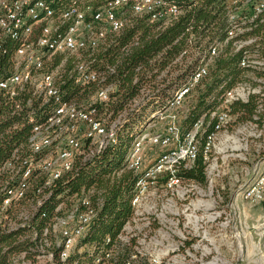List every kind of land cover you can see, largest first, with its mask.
<instances>
[{"label": "trees", "instance_id": "obj_1", "mask_svg": "<svg viewBox=\"0 0 264 264\" xmlns=\"http://www.w3.org/2000/svg\"><path fill=\"white\" fill-rule=\"evenodd\" d=\"M108 1L84 0L83 6L96 9ZM161 1L174 5L179 15L168 21L151 22L148 15H133L128 11L124 17V28L117 34H108L96 53L95 68L99 71L113 68L114 72L106 76V84L115 85L107 102L93 104L97 114L109 115L112 122L127 112L126 120L120 124L116 142L90 161L84 163L76 159L73 170L42 193L37 191L44 178L31 179L25 197L4 209L2 188L9 180V174L3 167L14 151L26 154L33 126L28 122V115H34L41 122L52 107L41 98L31 99L27 85L13 99L0 90V264H12L20 253H26V257L30 258V250L37 247L45 230L50 238L47 254H53L49 264H153L148 257L137 254L134 237L129 244H122L119 240L124 227L134 215L131 201L136 175L126 169L125 158L134 136L141 131L138 129L144 123V112L151 110L150 115L154 117L157 108L164 110L167 107L174 91L189 80L200 63L207 62L210 45L219 44L218 54L208 64L207 76L186 96L193 92L190 97L192 102L178 122L180 134L184 135L203 117V129L197 136L199 145L196 158L188 167L181 165L177 176L180 180L206 187L208 158L204 155V146L206 137L214 130L215 119L210 117L213 111L228 110L232 118L231 129L254 122L264 136V67L254 69L240 66L244 53L257 54L259 59L264 60V10L258 14L255 11L260 0L235 5L237 23L242 33L230 40H227V15L233 0ZM248 39L255 41L235 50V40ZM13 49L14 45L9 44V51L0 55V80L10 77L13 72ZM188 58L191 61L186 63ZM175 72L179 74L174 75ZM257 80H262V83ZM61 81L63 83L59 86L65 100L89 103L95 94L94 85L82 87L66 76ZM241 82H249L252 87L259 86L260 92L251 94L247 102L236 101L227 107L222 105L224 93ZM142 88L149 91L147 102L128 112L141 96ZM16 102L18 109H15ZM15 165L17 167L19 164ZM166 179L163 175L161 181L165 182ZM84 196H88L95 206V215L84 236L77 240L67 258L61 261L62 247L56 245L60 234L58 231L54 233L52 226L58 217L64 216ZM29 201L36 202L37 208L31 213L28 223L10 228L9 223L19 217L21 208ZM31 233L36 234L34 240L22 238ZM107 253L111 255L106 257ZM132 254L137 256L129 261Z\"/></svg>", "mask_w": 264, "mask_h": 264}, {"label": "built area", "instance_id": "obj_2", "mask_svg": "<svg viewBox=\"0 0 264 264\" xmlns=\"http://www.w3.org/2000/svg\"><path fill=\"white\" fill-rule=\"evenodd\" d=\"M249 1H232L227 15V40L234 39L242 33L241 26L237 23L235 5ZM262 10H264V0H260L257 5L256 14ZM128 11L133 15H148L151 22L168 21L179 15L174 5H168L161 0H110L96 9L83 6L81 0H0V55L9 51V44L14 45L13 72L10 77L0 80V90H3L9 99H13L24 91L27 85L31 99L41 98L44 103L49 102L52 107L51 112L41 122H38L34 115H28V122L33 126L27 141L26 154L22 155L18 150L14 151L11 159L3 167L9 174V180L2 188L4 193L2 209L25 197L31 179L44 178L41 188L37 191L42 193L55 181L70 173L76 159L84 163L90 161L116 142L120 125L117 127L115 122L107 123L97 114L93 105L96 102L105 103L109 100V93L114 91L115 85L106 84V76L113 73L114 69L108 67L106 71L97 70L94 52H97L108 34H117L124 28L126 21L124 17ZM254 41L255 39L235 40L233 46L235 50H239ZM218 49L219 44L208 47L207 62L200 63L189 80L174 91L164 111H174L181 107L186 96L207 76L208 64L217 56ZM64 54L79 57L73 65L69 63L65 66L70 68L68 71L58 72L59 63L55 64L54 61H51L50 66L45 65L46 56L55 58ZM240 66L257 69L264 67V60L259 59L257 54L244 53ZM64 76L73 79L82 87L89 85L96 87L89 103L80 105L73 100L63 98L59 84L63 83L61 80ZM257 81L262 83V80ZM259 92V86L252 87L249 82L238 83L224 93L222 105L227 107L236 101L247 102L251 94ZM148 93L147 89L142 88L141 96L134 101L131 108L145 105ZM18 108L16 102L15 109ZM259 109L261 110V106ZM157 113L162 115L161 111ZM210 117L215 119V124L213 132L206 137L204 146L206 157L214 139L220 134L229 137L228 129L232 120L228 110L225 109L211 112ZM169 118L171 121L165 134L138 132L126 155V169L136 175L131 201L134 215L146 199L145 196L151 186L156 184L160 177L163 175L167 177L164 186L168 188L176 186L180 182L177 176L179 167L190 166L196 158L197 136L203 129V117L184 135L180 134L176 116L170 114ZM242 125H250L258 130L254 122ZM258 131H260L259 136L262 137V131ZM171 143L175 144L173 148L158 154L146 166L147 148L168 147ZM15 163L19 165L16 167ZM242 198L264 206V167L257 181L243 192ZM95 209L90 198L84 196L64 216L56 219L52 229L54 233L58 231L60 234L56 245L62 247L61 261L67 258L77 240L84 236L95 215ZM261 221L264 225V217ZM124 229L119 240L122 244H129L133 235L124 234ZM46 234L47 230L43 235ZM106 241L109 242L108 239ZM134 249L137 254L148 257L151 263L164 264L161 257L147 255L139 251L137 246ZM110 255L111 253H107L106 257ZM46 256L49 262L52 261V252ZM136 256L132 254L129 261H133ZM14 261L15 259L12 263Z\"/></svg>", "mask_w": 264, "mask_h": 264}, {"label": "rangeland", "instance_id": "obj_3", "mask_svg": "<svg viewBox=\"0 0 264 264\" xmlns=\"http://www.w3.org/2000/svg\"><path fill=\"white\" fill-rule=\"evenodd\" d=\"M78 58L67 54L55 58L46 56L45 65L58 61L57 71L64 73L70 69L65 66L73 65ZM190 61L188 58L186 63ZM191 94L174 111L157 108L155 112L161 110L162 115L157 113L152 117L151 110H146L144 123L138 130L165 134L171 121L169 115L176 116L178 125L192 102L193 92ZM129 109L131 112L137 108ZM101 117L110 122L109 115ZM126 118L125 111L112 122L119 127ZM259 132L250 125H239L229 127L230 138L220 134L214 139L207 154L206 187L180 180L179 184L168 188L160 177L126 225L124 234L133 235L139 251L161 257L164 264H264V225L261 221L264 206L242 198L243 192L257 181L264 167V136L260 137ZM174 146L171 143L168 147L147 148L146 166L158 154ZM36 208V202H27L15 220L19 223L12 221L9 227L27 224ZM22 238L34 240L36 234ZM49 242L50 238L42 235L37 247L30 250V258L26 253H20L12 264H49L46 256Z\"/></svg>", "mask_w": 264, "mask_h": 264}]
</instances>
